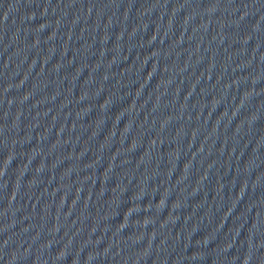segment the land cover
Instances as JSON below:
<instances>
[{"label":"water","instance_id":"obj_1","mask_svg":"<svg viewBox=\"0 0 264 264\" xmlns=\"http://www.w3.org/2000/svg\"><path fill=\"white\" fill-rule=\"evenodd\" d=\"M226 0H0V264H182Z\"/></svg>","mask_w":264,"mask_h":264}]
</instances>
